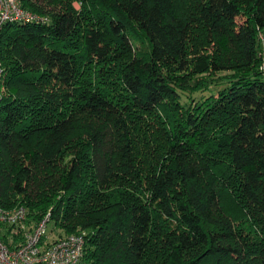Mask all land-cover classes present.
Wrapping results in <instances>:
<instances>
[{"label":"trees","instance_id":"1","mask_svg":"<svg viewBox=\"0 0 264 264\" xmlns=\"http://www.w3.org/2000/svg\"><path fill=\"white\" fill-rule=\"evenodd\" d=\"M73 1L22 0L48 20L3 28L0 206L84 233L80 264H264V0ZM195 25L234 54L197 50ZM148 114L172 127L161 156Z\"/></svg>","mask_w":264,"mask_h":264},{"label":"built area","instance_id":"2","mask_svg":"<svg viewBox=\"0 0 264 264\" xmlns=\"http://www.w3.org/2000/svg\"><path fill=\"white\" fill-rule=\"evenodd\" d=\"M47 21L23 7L22 0H0V39L9 22ZM261 69L264 72V35ZM4 67L0 62V101L4 94ZM51 214L41 221H30L24 206L5 209L0 206V264H80L85 252L86 236L73 233L47 241Z\"/></svg>","mask_w":264,"mask_h":264},{"label":"rangeland","instance_id":"3","mask_svg":"<svg viewBox=\"0 0 264 264\" xmlns=\"http://www.w3.org/2000/svg\"><path fill=\"white\" fill-rule=\"evenodd\" d=\"M73 4L75 5L76 9L79 12H82V14L85 13V11H83V7L81 3L79 2V0H74ZM178 4H179L178 5L179 11L181 14L189 13V5H188L187 0H178ZM89 13L90 11L86 12V14H89ZM204 32L205 31L200 25H195L193 27V30L191 33V41L197 50H200L201 52L205 51L206 53L209 54L211 58H215V60L217 61H221V59L226 58L230 56L231 54H234V49L228 45L225 39H221V38L207 39ZM121 61L122 59L114 60L108 64H105L103 68H92L90 70L91 73L88 75L87 80L90 81L93 79L95 84H102V85L108 86V83H110V81H115V78L117 77L118 72L120 70ZM102 69H104V75H101ZM214 73L224 75L226 73H231V71L218 70V71H215ZM223 85H225V83H221L219 85L213 86L211 87V91L216 92L218 91V89L222 88ZM195 94L196 93H194L193 95ZM203 94L208 95L209 92H203V93L201 92V93L196 94V96L197 98H199ZM190 95H191L190 92H187L184 95V100L187 105H191L192 102H194V100L191 101ZM148 117L149 119L148 120L146 119V120L148 121V124L150 125L143 129L141 137H142L143 143L148 142L149 144L148 148H151L153 146L156 149V152L159 153V155L161 156V153L166 148L165 147L166 140L169 137H171V136H167V131L172 133L171 131L172 127L170 128L168 120H165L156 114H148ZM139 129L140 128H138L137 130ZM146 151L148 152V150ZM138 157H139V160L144 164L148 163L149 161V155L145 151H142L138 155ZM239 213L241 214L240 211ZM238 221H240L242 225H248L250 223V220L244 219V217H242ZM53 226L54 225L52 223L49 224L47 241H53L61 236L66 235L62 230H60L59 228H55Z\"/></svg>","mask_w":264,"mask_h":264}]
</instances>
